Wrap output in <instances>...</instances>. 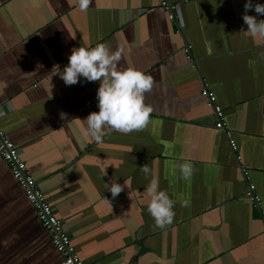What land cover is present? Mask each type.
I'll return each instance as SVG.
<instances>
[{"label": "crops", "instance_id": "obj_1", "mask_svg": "<svg viewBox=\"0 0 264 264\" xmlns=\"http://www.w3.org/2000/svg\"><path fill=\"white\" fill-rule=\"evenodd\" d=\"M171 1L180 2L178 22L158 0H92L86 11L76 0H0L2 126L88 264H264V41L244 32L247 0ZM248 14L264 19L254 7ZM98 43L122 48L121 67L154 79L147 129L112 131L101 143L81 134L99 111L100 82L81 77L68 86L57 72L73 47ZM205 85L224 108L236 150L216 128ZM185 161L195 168L190 180L176 167ZM144 164L175 201L164 229L147 211ZM242 166L260 207L245 195ZM116 178L128 186L113 199L105 183ZM60 259L0 156V264Z\"/></svg>", "mask_w": 264, "mask_h": 264}, {"label": "clouds", "instance_id": "obj_2", "mask_svg": "<svg viewBox=\"0 0 264 264\" xmlns=\"http://www.w3.org/2000/svg\"><path fill=\"white\" fill-rule=\"evenodd\" d=\"M91 3L92 0H76V6L81 11H86ZM253 7L258 15H264V4L253 5L251 0H247L243 21L248 27L244 32L254 40L264 41V19L257 20L256 16L248 14V10ZM122 53V48L113 51L108 43H98L94 47H73L68 64L63 71H57L68 86L78 83L81 77L88 82H100L97 90L99 111L89 113L84 119L86 125L81 128L82 136L89 138L90 142L101 143L112 131L125 135L144 131L151 122L153 107L145 103V95L151 92L154 79L133 66L121 67ZM60 116L63 119L66 114L61 113ZM176 167L184 180H190L195 172L190 161L179 163ZM140 170L146 179L151 177L144 189L149 198L147 211L155 227L164 229L173 223L175 201L167 191L160 189L158 177L147 164ZM106 175L104 171L103 177ZM125 186H128L127 181L122 185L117 178L105 183V189L110 191L113 199L124 191Z\"/></svg>", "mask_w": 264, "mask_h": 264}, {"label": "built area", "instance_id": "obj_3", "mask_svg": "<svg viewBox=\"0 0 264 264\" xmlns=\"http://www.w3.org/2000/svg\"><path fill=\"white\" fill-rule=\"evenodd\" d=\"M159 6L166 10L171 21H179L180 2L171 0H158ZM191 0H182L189 2ZM192 45L187 44L185 51L189 60L192 59ZM202 94L206 97L207 105L213 109L217 116L216 128L224 129L232 149H237V142L233 131L228 128L225 121V111L214 91L205 85ZM0 156L8 164L13 177L18 181L27 199L34 206L42 226L50 233L52 242L61 256L59 264H88L81 258L73 244L71 236L64 227V221L58 217L54 207L39 187L35 177L28 172L26 161L22 158L18 145L6 134L0 120ZM240 159V158H239ZM242 172L248 182L245 195L255 207H260L261 197L256 191V184L252 182L250 172L242 166Z\"/></svg>", "mask_w": 264, "mask_h": 264}, {"label": "rangeland", "instance_id": "obj_4", "mask_svg": "<svg viewBox=\"0 0 264 264\" xmlns=\"http://www.w3.org/2000/svg\"><path fill=\"white\" fill-rule=\"evenodd\" d=\"M53 243V242H52ZM54 245V244H53ZM55 247V246H54Z\"/></svg>", "mask_w": 264, "mask_h": 264}]
</instances>
